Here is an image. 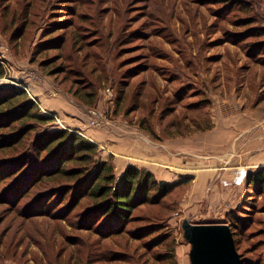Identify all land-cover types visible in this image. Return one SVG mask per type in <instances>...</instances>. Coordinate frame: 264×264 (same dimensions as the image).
I'll return each instance as SVG.
<instances>
[{"label":"rangeland","instance_id":"rangeland-1","mask_svg":"<svg viewBox=\"0 0 264 264\" xmlns=\"http://www.w3.org/2000/svg\"><path fill=\"white\" fill-rule=\"evenodd\" d=\"M0 60V87L27 88L40 108L32 83L55 98H74L70 87L95 97L74 98L78 116L82 128L116 135L97 144L95 159L110 161L117 179L128 141L179 159L158 170L134 165L178 187L111 234L97 221L102 210L91 211L97 203H63L52 184L22 199L30 184L17 181L18 151L1 150L0 179L10 177L0 186V264H192L185 221L229 225L240 262L264 264V184H253L264 170V0H0ZM41 110L55 118L50 129L89 139Z\"/></svg>","mask_w":264,"mask_h":264},{"label":"trees","instance_id":"trees-1","mask_svg":"<svg viewBox=\"0 0 264 264\" xmlns=\"http://www.w3.org/2000/svg\"><path fill=\"white\" fill-rule=\"evenodd\" d=\"M4 65L0 60V79L7 74ZM71 90L67 92L84 105H91L95 99L91 94L83 95L80 88ZM55 122L25 90L0 87V151H18V156L11 158L15 161L12 164L18 163L15 170H20L17 181L30 184L22 199L35 188L52 184L47 191L61 195L63 203L66 196L73 197L75 206L84 199L97 203L91 211L102 210L103 216L97 221L113 234L126 228L139 205H160L178 187L176 182L157 184L150 172L136 166L127 167L117 179L110 161L95 159L99 150L96 143L69 129H50ZM9 177L0 179V186ZM257 182L264 184V170L253 176V184Z\"/></svg>","mask_w":264,"mask_h":264},{"label":"crops","instance_id":"crops-1","mask_svg":"<svg viewBox=\"0 0 264 264\" xmlns=\"http://www.w3.org/2000/svg\"><path fill=\"white\" fill-rule=\"evenodd\" d=\"M50 89V87H39L38 84L32 83L33 94L39 101L40 106L43 110L61 116V118L69 123V126H71L72 128H81L79 130H84L86 136L98 145L107 143L108 139H106V137L110 139L116 138V135H113L112 133H105L93 128H82L85 125V116L80 119L78 115L80 113L85 115V111L82 110L83 108L78 105L79 103L74 98L66 94L60 93V95L56 98L51 97L49 96ZM110 144V147H112V149L116 148V150L119 151V144H114L112 140H110ZM132 144L130 141H128L125 149L122 146L121 150H125L127 153V157H125L126 159L118 158L117 156L115 158L117 167L122 170H125L127 167L134 165L146 168L148 170H158L157 165L175 167L179 164V159H175V157L171 156L170 154L164 153L162 151L159 153H156L154 151L145 153L138 149L139 144L137 142H133ZM168 148L170 149L171 146H169ZM106 150V156L111 157L112 155H115V150Z\"/></svg>","mask_w":264,"mask_h":264},{"label":"water","instance_id":"water-1","mask_svg":"<svg viewBox=\"0 0 264 264\" xmlns=\"http://www.w3.org/2000/svg\"><path fill=\"white\" fill-rule=\"evenodd\" d=\"M185 238L192 245V264H239L233 232L229 225L183 223Z\"/></svg>","mask_w":264,"mask_h":264},{"label":"built area","instance_id":"built-area-1","mask_svg":"<svg viewBox=\"0 0 264 264\" xmlns=\"http://www.w3.org/2000/svg\"><path fill=\"white\" fill-rule=\"evenodd\" d=\"M24 90H27V88H24ZM91 125L94 126V127H99L100 124H101V117H102V114L97 111V110H94V111H91Z\"/></svg>","mask_w":264,"mask_h":264},{"label":"bare ground","instance_id":"bare-ground-1","mask_svg":"<svg viewBox=\"0 0 264 264\" xmlns=\"http://www.w3.org/2000/svg\"><path fill=\"white\" fill-rule=\"evenodd\" d=\"M248 117H249V116H248ZM234 120H235V119H234ZM237 120H238V119H237ZM223 122H224V121H223ZM238 123H239V122H238ZM238 123H237V124H238ZM261 123H262V122H261ZM261 123H260V124H261ZM227 124H228V123H227ZM231 124H233V123H231ZM245 124H247V122H246ZM228 125H229V124H228ZM236 126H237V125H236ZM247 126H248V125H247ZM259 126H260V125H259ZM237 127H238V126H237ZM243 127H244V126H243ZM245 127H246V126H245ZM256 127H257V126H256ZM229 128H230V127H229ZM253 128H254V127H253ZM230 129H231V128H230ZM236 129H238V128H236ZM236 129H235V130H236ZM245 129H246V128H245ZM259 131H261V130H259ZM251 132H252V131H251ZM214 134H217V133H214ZM234 134H235V133H234ZM234 134H233V135H234ZM217 135H218V134H217ZM230 135H231V134H230ZM245 135H246V134H245ZM262 135H263V134H262ZM218 136H219V135H218ZM237 137H238V136H237ZM215 138H216V137H215ZM229 138H230V137H229ZM217 139H219V137H218ZM224 139H227V137L224 138ZM241 139H242V138H241ZM243 139H245V138H243ZM234 140H235V139H234ZM237 140H239V138H238ZM240 141H241V140H240ZM255 141H256V140H255ZM235 142H236V141H235ZM218 143H219V142H218ZM228 143H229V142H228ZM196 144H197V143H196ZM220 144H222V143H220ZM226 144H227V143H226ZM233 144H234V143H233ZM238 144H239V143H238ZM197 146H198V145H197ZM228 147H229V146H228ZM228 147H227V148H228ZM263 147H264V146H263ZM189 148H190V147H189ZM191 148H192V147H191ZM225 148H226V147H225ZM189 150H190V149H189ZM197 150H199V149H197ZM224 150H226V149H224ZM227 150H228V149H227ZM240 150H241V148H240ZM242 150H243V149H242ZM190 151H191V150H190ZM243 151H244V150H243ZM194 152H195V151H194ZM238 152H239V151H238ZM201 153H202V152H201ZM203 153H204V150H203ZM256 154H257V153H256ZM233 158H234V157H233ZM232 160H233V159H232ZM204 161H205V160H204ZM204 161H203V162H204ZM200 164H202V163H200Z\"/></svg>","mask_w":264,"mask_h":264}]
</instances>
